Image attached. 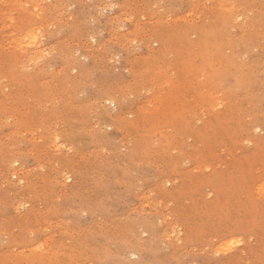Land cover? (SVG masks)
Returning a JSON list of instances; mask_svg holds the SVG:
<instances>
[{"label": "rangeland", "instance_id": "1", "mask_svg": "<svg viewBox=\"0 0 264 264\" xmlns=\"http://www.w3.org/2000/svg\"><path fill=\"white\" fill-rule=\"evenodd\" d=\"M0 264H264V0H0Z\"/></svg>", "mask_w": 264, "mask_h": 264}, {"label": "bare ground", "instance_id": "2", "mask_svg": "<svg viewBox=\"0 0 264 264\" xmlns=\"http://www.w3.org/2000/svg\"><path fill=\"white\" fill-rule=\"evenodd\" d=\"M12 14H13V12H12ZM35 16V15H34ZM14 26H15V24H14ZM33 28V27H32ZM15 29V28H14ZM13 29V30H14ZM34 29V28H33ZM38 30V29H37ZM35 32V31H34ZM20 33V32H19ZM36 34V33H35ZM14 35V34H13ZM27 36V35H26ZM30 36V35H29ZM31 39V38H30ZM35 39V38H34ZM21 40V39H20ZM37 41V40H36ZM22 43V42H21ZM20 43V44H21ZM30 44V43H29ZM35 44V43H34ZM36 45V44H35ZM30 53V52H29ZM31 55V53L29 54V56ZM206 75H208V74H206ZM212 76V75H211ZM210 77V76H209ZM239 240V239H238ZM233 246H235V245H233ZM42 256V255H41ZM45 256V255H44ZM40 257V256H39ZM50 258V257H49Z\"/></svg>", "mask_w": 264, "mask_h": 264}, {"label": "snow or ice", "instance_id": "3", "mask_svg": "<svg viewBox=\"0 0 264 264\" xmlns=\"http://www.w3.org/2000/svg\"><path fill=\"white\" fill-rule=\"evenodd\" d=\"M25 39H28L27 37Z\"/></svg>", "mask_w": 264, "mask_h": 264}]
</instances>
